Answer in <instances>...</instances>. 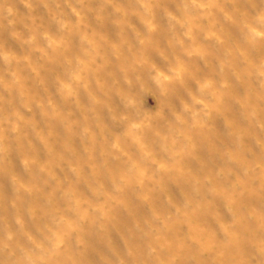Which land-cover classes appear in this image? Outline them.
Instances as JSON below:
<instances>
[{"label":"clouds","instance_id":"clouds-1","mask_svg":"<svg viewBox=\"0 0 264 264\" xmlns=\"http://www.w3.org/2000/svg\"><path fill=\"white\" fill-rule=\"evenodd\" d=\"M0 264H264V0H0Z\"/></svg>","mask_w":264,"mask_h":264}]
</instances>
